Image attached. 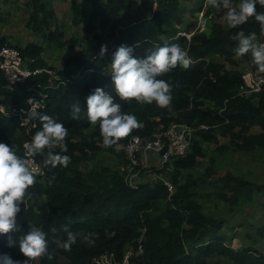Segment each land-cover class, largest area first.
Returning a JSON list of instances; mask_svg holds the SVG:
<instances>
[{
  "label": "trees",
  "instance_id": "1",
  "mask_svg": "<svg viewBox=\"0 0 264 264\" xmlns=\"http://www.w3.org/2000/svg\"><path fill=\"white\" fill-rule=\"evenodd\" d=\"M13 1L0 0V11ZM73 1L72 24L82 28L84 36L70 37L58 24L51 29L57 14L49 0L26 3L30 8L26 26L43 39V44L27 40L24 46L16 39L0 36V50L15 48L29 69L55 71L44 56V45L72 51L57 71V79L43 72L12 84L0 69V106L6 110V114L0 113V141L13 144L17 154L26 159L25 144L40 122L29 134L24 133L18 110L31 93H38L45 99L42 113L62 121L68 129L66 154L70 156L67 167L56 168H44V156H34L45 176H36L30 186V197L17 215L18 230L0 236V254L23 258L18 245L9 247L7 241L9 236L15 240L31 224L41 227L49 241L48 253L32 264H91L105 253L121 259L143 235L144 255L138 264H264V250L258 248L259 244L264 247V219L228 227L226 220L207 216L196 193L205 184L212 186L215 192L206 198L225 203L234 214L264 199V181H250L221 170L215 159L230 152L264 151V89L248 96L241 94L245 84L239 61L257 70L250 53L238 56L234 52L235 37L241 29L246 34L255 32L257 42H264L258 22L250 18L243 25L226 27L215 21L208 9L205 27L201 30L189 25L185 32L192 36L187 38L179 35L183 33L179 7L187 0ZM258 10L264 8L258 6ZM7 20L0 15V21ZM172 43L188 52L192 64L187 69L178 65L160 77L173 85L170 107L117 98L123 110L135 114L144 126L110 147L103 145L98 125H91L83 114L79 120L72 119V103L79 100L84 107L85 97L96 87L111 91L105 68L119 45L133 46L134 55L143 57L156 47ZM102 44L108 46L104 56H100ZM173 123L209 126L208 131H196L187 157L170 161V167L167 163L163 168H153L171 182L173 192L164 180L144 182L140 176L151 170L141 162L133 171L138 182L132 184L128 171L131 162L124 147L134 136L146 141ZM54 151H60L59 147ZM105 155L113 156L117 166L107 165ZM200 165L208 168L203 178H196L190 172ZM248 224L255 229V234L248 236L253 244L233 247L236 228ZM66 230L80 234L70 250L57 245L58 240L66 239Z\"/></svg>",
  "mask_w": 264,
  "mask_h": 264
},
{
  "label": "clouds",
  "instance_id": "2",
  "mask_svg": "<svg viewBox=\"0 0 264 264\" xmlns=\"http://www.w3.org/2000/svg\"><path fill=\"white\" fill-rule=\"evenodd\" d=\"M207 2L214 9L227 10L226 20L230 28L243 25L250 18H253L258 22L260 33L264 34V11L258 10V6L259 8H264V0H238L236 4H233V0H207ZM179 35L186 36L184 32ZM235 39L237 40V46L234 49L235 54L243 56L250 53L256 70L264 73V42H257L255 32L246 34L243 29L236 34ZM5 47L12 48L9 46ZM107 51V44H102L100 56H104ZM191 64L192 59L188 52L178 43L156 47L148 51L143 57L134 55L133 46L121 44L112 52L111 58L105 68L106 73L110 75L111 91H105L102 87H96L85 97L84 107L81 106L79 100L71 104L70 115L72 119L79 120L83 114L91 125L99 126L103 145L105 147L113 146L122 138L129 136L133 130L144 126L135 114L123 110V105L118 102L117 98L120 101L135 99L138 103L147 104L155 102L160 108H168L173 99L171 91L173 85L160 77L178 65L183 69H187ZM22 66L25 70L32 72L39 71L37 74L47 72L57 79L56 72L53 70L29 69L24 65V61ZM0 69L3 71L1 63ZM251 69L254 70L252 65ZM4 74L8 79L5 72ZM33 76L35 75L29 77ZM31 95L32 93L28 96L26 105L20 108L22 112L24 111L23 108H29L28 101ZM41 98L45 106V99ZM1 107L4 108V106ZM20 109L18 110L19 112ZM44 109L38 111L37 106L31 104L26 115L20 112L22 114L21 125L22 123L29 124L30 121L38 118L37 124L32 123L34 128H31L30 131H27L22 126L24 133L29 134L31 130L37 127L38 121L40 122L38 130L32 134L30 141L25 144L27 155H43L42 165L44 168L67 167L70 162V156L66 154L68 145L65 139L68 135V129L62 121L51 115L42 113ZM18 111L14 109V112ZM0 113L6 114L5 108L4 112L0 111ZM202 126L207 125L190 127L196 131H208L202 129ZM152 138L154 137L152 136L149 142ZM57 146L60 151H54ZM150 154L157 155L153 152L148 153L147 157L144 158L145 161H147L146 159H148ZM157 157L162 166L163 163L161 162L160 155H157ZM155 177L158 180L165 178L159 174L155 175ZM136 178L133 179L132 183L136 181ZM35 182L36 175L34 174V170L29 168L28 160L17 154L16 147L13 144L0 141V236L18 230L17 215L22 212L27 199L30 197L29 188ZM78 235L80 234L66 230V239L58 240L57 245L64 250H70L72 245L77 242ZM47 236L48 234L41 227L31 224L28 226V230L20 234L15 240L9 236L7 241L8 246L18 245L19 252L23 258H13L7 253L0 254V264H32L35 258L42 257L48 253L49 241ZM84 238L87 239V237Z\"/></svg>",
  "mask_w": 264,
  "mask_h": 264
},
{
  "label": "rangeland",
  "instance_id": "3",
  "mask_svg": "<svg viewBox=\"0 0 264 264\" xmlns=\"http://www.w3.org/2000/svg\"><path fill=\"white\" fill-rule=\"evenodd\" d=\"M27 1L29 0H15L11 3V6L3 7L2 11H0V15L7 18L8 20L6 22H0V36H5V38H10L11 40L16 39L24 46L28 42L27 40H35L39 44H43V39H40L33 29L29 30L26 26L27 21H29L30 9L26 5ZM49 1L52 2L53 7L58 14L57 16L59 17L56 22L52 24L53 27H56V24H58L64 30L69 31L68 33L70 37L79 35L80 37L84 36V31H82V28H76L71 22L72 15L70 14V3H72V0ZM236 3H238V1L233 0V4ZM208 9H210V13L212 14V17L215 21L222 23L226 27H229L226 20L227 10L214 9L208 4L207 0L183 1L180 4L179 10L182 14L183 32L188 38H190L191 35L187 34L185 29L189 25H195V29L201 30L205 27V14ZM65 35L67 36V33H65ZM86 45L87 43L85 42L83 43L82 47ZM71 52V49L68 47H57L55 44L44 45V56L49 60L50 64L55 67L54 70L56 73L59 69L63 68ZM239 63L240 66L238 69L241 72L245 73L251 69V65L248 62L240 60ZM227 68L229 69L230 67L227 66ZM57 76L59 79L60 76ZM210 147L211 146H208L207 148L210 149ZM206 151L207 154L211 156L210 151ZM104 159L106 164L110 167L117 166V161L113 156L105 155ZM215 159L217 160L218 166L221 170H228L234 172L237 175H243L247 180L250 181H264V151L257 150L252 154H234L230 152L223 156L217 155ZM146 160L147 161L144 160L142 155L140 156V162L142 165L146 168H149L151 172L143 173L142 177L140 176V178L145 182H149V180L152 181L154 178L156 179L155 175L158 174L155 173L156 171L153 168H163L167 163H164L162 166H160L150 158ZM167 166L170 167L169 163ZM207 168V165H200L190 173L194 174L196 178H203L204 172ZM213 192H215L213 187L207 184H205L204 187H200L196 191L197 194H200L198 196L199 203L203 206L204 211L209 218L215 220H226L228 227L238 226L241 222L247 223V220L258 223L264 219V199H261L253 205H246L242 208L241 212L234 214L230 211L229 206L225 203L217 201L213 198H206V196H210ZM236 229V237L233 247L241 249L244 246H250V244H253V241L250 239V237H248L250 234H255V229L253 226L249 225L243 229L237 227ZM258 248L260 251L264 250V247L260 244L258 245Z\"/></svg>",
  "mask_w": 264,
  "mask_h": 264
},
{
  "label": "built area",
  "instance_id": "4",
  "mask_svg": "<svg viewBox=\"0 0 264 264\" xmlns=\"http://www.w3.org/2000/svg\"><path fill=\"white\" fill-rule=\"evenodd\" d=\"M0 63L1 68L12 83H21L27 77L39 73V71L32 72L23 68L21 53L16 49L4 47L0 51ZM243 79L245 81V86L242 89V95L248 96L263 91L264 73H258V71L251 69L245 72ZM31 104H35L38 111L45 107L43 99L37 93H32L28 101L29 108ZM28 109L23 108V112L21 111L22 109H20V112L26 115ZM0 111L4 112V108L1 107ZM37 119L30 121L29 124L22 123V126H24L27 131H30L31 128H34L32 123L37 124ZM201 128L205 130L209 129L208 126H202ZM195 131L196 130L190 126L173 123L168 130L160 131L153 135V137L156 138L155 142H149V140L145 141L138 136H134L125 146V153L131 162L128 170L130 173V180H133L138 175L133 171L135 167L139 165L141 155L146 158L148 153L153 152L160 155L163 164L187 157L191 150V139ZM25 155L28 160V166L30 169L34 170V174L36 176H45V171L42 170L34 156L27 155V149ZM163 180L168 186L169 191L173 192L174 188L171 182L166 179ZM143 255L144 235L139 239L137 246H130L125 250L121 259H118L113 253H105L95 258L91 264H138Z\"/></svg>",
  "mask_w": 264,
  "mask_h": 264
},
{
  "label": "crops",
  "instance_id": "5",
  "mask_svg": "<svg viewBox=\"0 0 264 264\" xmlns=\"http://www.w3.org/2000/svg\"><path fill=\"white\" fill-rule=\"evenodd\" d=\"M74 1L72 0V3H73ZM72 3H70V14L72 15V19H73V9H72ZM56 11V10H55ZM56 14H57V12H56ZM58 15V14H57ZM59 17L57 16V19H58ZM0 22H2V21H0ZM71 22H72V20H71ZM54 27H53V25H52V27H51V29H53ZM150 156V157H149ZM148 156V158H150L151 160H154L155 162H156V164L157 165H160L161 166V163H160V161H159V158L157 157V155H153V154H150ZM151 180H149V182H150ZM145 182V181H144Z\"/></svg>",
  "mask_w": 264,
  "mask_h": 264
},
{
  "label": "water",
  "instance_id": "6",
  "mask_svg": "<svg viewBox=\"0 0 264 264\" xmlns=\"http://www.w3.org/2000/svg\"><path fill=\"white\" fill-rule=\"evenodd\" d=\"M153 141H156V139H155V138H152V139L150 140V142H153Z\"/></svg>",
  "mask_w": 264,
  "mask_h": 264
}]
</instances>
